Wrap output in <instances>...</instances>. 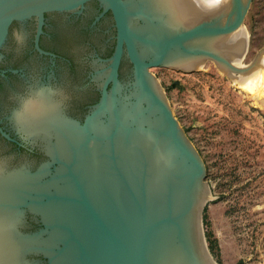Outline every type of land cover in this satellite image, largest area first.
<instances>
[{
  "label": "water",
  "instance_id": "obj_1",
  "mask_svg": "<svg viewBox=\"0 0 264 264\" xmlns=\"http://www.w3.org/2000/svg\"><path fill=\"white\" fill-rule=\"evenodd\" d=\"M247 2L0 0V264H211L203 165L149 68L259 80L264 51L231 63Z\"/></svg>",
  "mask_w": 264,
  "mask_h": 264
},
{
  "label": "rangeland",
  "instance_id": "obj_2",
  "mask_svg": "<svg viewBox=\"0 0 264 264\" xmlns=\"http://www.w3.org/2000/svg\"><path fill=\"white\" fill-rule=\"evenodd\" d=\"M247 1L238 27L245 29L241 62L264 51V0ZM180 67L149 70L203 165L210 197L200 224L207 251L217 264H264L263 85L246 89L212 58Z\"/></svg>",
  "mask_w": 264,
  "mask_h": 264
},
{
  "label": "bare ground",
  "instance_id": "obj_3",
  "mask_svg": "<svg viewBox=\"0 0 264 264\" xmlns=\"http://www.w3.org/2000/svg\"><path fill=\"white\" fill-rule=\"evenodd\" d=\"M239 1H243V0H239ZM240 26V23L237 25V29H238V27ZM245 51H246V43L244 44V51L241 53V54H243V56H244V53H245ZM241 54L237 57V58H235V59H231V61H234V63H241ZM176 67H179V66H176ZM183 67H187V68H183ZM188 67L189 66H181L180 68H183V69H188ZM191 68V67H190ZM261 73H262V71H261ZM263 75H264V73H263ZM153 82H155V79L153 78ZM261 84L263 85L260 89H264V78H263V76L260 74V79L259 80H255V81H253L251 84H242V86L244 85L245 87H246V89H250V90H252V89H259V86H261ZM154 86V85H153ZM154 89H156L155 88V86H154ZM159 89V88H158ZM261 90V91H262ZM258 92H259V90H258ZM263 92V95H264V91H262ZM261 93V92H260ZM260 93H259V96H260ZM262 94V93H261ZM158 95H160V97H162L163 98V96H162V94H161V92H160V90H159V93H158ZM262 98V97H261ZM264 98V97H263ZM209 197H210V195H209V193L207 192V193H201V195H200V197H199V199H198V202H197V204H196V206H195V209H194V211H193V213H192V224H191V232H196L195 233V246L197 247L198 246V240H199V234H200V230H199V220H198V214H199V212H200V208H201V206H202V204L205 202V201H207L208 199H209ZM198 250H199V246H198ZM199 254L200 255H203L202 254V252H200V250H199ZM212 261V260H211ZM211 264H216L214 261H212V262H210ZM209 264V263H208Z\"/></svg>",
  "mask_w": 264,
  "mask_h": 264
},
{
  "label": "flooded vegetation",
  "instance_id": "obj_4",
  "mask_svg": "<svg viewBox=\"0 0 264 264\" xmlns=\"http://www.w3.org/2000/svg\"><path fill=\"white\" fill-rule=\"evenodd\" d=\"M52 12V11H51ZM101 12H102V10H101ZM48 13H50V12H46V13H44V15L45 14H48ZM44 15H43V25H42V32L39 34V37H38V46H39V48H41L42 50H44V51H46V52H48V54L47 53H42V52H39L38 50H37V48L35 47V33H36V27H37V23H38V21H37V18L36 17H34V16H32V17H30L29 19H33V20H35V32H34V36H33V49L35 50V51H37L38 53H42V54H46V55H52V56H57L55 53H53L52 51H50L49 50V48L48 47H46L44 44H43V39L44 38H52V35H51V33L47 30V28H46V25H47V23H46V20H45V17H44ZM13 22H19V21H13ZM12 22V23H13ZM11 23V24H12ZM10 28V27H9ZM99 93H100V86H99ZM91 105H87L86 107H90ZM3 130V131H8V129L6 128V127H4L3 125H1L0 124V130Z\"/></svg>",
  "mask_w": 264,
  "mask_h": 264
}]
</instances>
